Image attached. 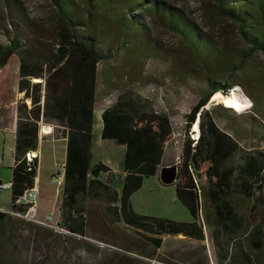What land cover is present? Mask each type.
Instances as JSON below:
<instances>
[{
    "label": "trees",
    "instance_id": "obj_1",
    "mask_svg": "<svg viewBox=\"0 0 264 264\" xmlns=\"http://www.w3.org/2000/svg\"><path fill=\"white\" fill-rule=\"evenodd\" d=\"M48 1L59 23L53 54L42 57L30 52L22 42V20L11 22L7 43H0V129L15 125L9 207L18 211L27 209L20 198L27 188L34 186L37 160L27 162L25 154H34L37 150L41 125L55 122L64 127L66 137L59 208L60 223L69 232L84 236L87 202L98 200L105 203L110 225L122 222L141 233L156 249L160 248L163 236L182 235L202 241V229L195 219L203 198L212 210L214 240L221 245L217 263L264 264V212L246 220L231 200L238 194L253 202L250 212L256 207L264 211V151H242L231 135L218 128L211 111L204 108L215 92L232 90L239 85L220 86L207 75L208 91L185 115L186 136L174 185L177 199L193 221L141 215L131 206V195L140 189L144 177L156 174L165 146L172 137L168 117L152 110L146 102L119 95L101 113V139L113 140L124 147L119 191L110 186L113 181L110 169L101 162H91L97 65L112 59L110 49L119 43L118 40L109 45L115 36L107 35L110 31H106V26L123 30V37L131 39L135 33H144L146 18L157 20L180 37L197 62H202L203 57L195 40L210 43L214 51L219 49L215 42L198 30L180 9L163 0H82V6L74 0ZM0 2L9 12L10 1ZM208 5L218 17L232 23L238 38L247 46L246 52L228 53L234 60L229 72H236L244 62L251 65L254 52L264 54V0H208ZM99 13L103 15L99 17ZM78 28L87 31L79 35ZM139 39L135 38L136 42ZM153 45L138 44L139 61L144 56H152L148 48L157 52ZM208 52L205 48L204 56ZM135 55L124 56H132L131 62ZM217 106L223 111H232ZM196 119H199L198 135L191 138L190 129ZM238 152L240 164L229 166L228 161ZM104 173L106 182L100 177ZM0 226V244H5L16 230L15 220L0 213ZM33 227L42 233L45 231Z\"/></svg>",
    "mask_w": 264,
    "mask_h": 264
},
{
    "label": "rangeland",
    "instance_id": "obj_2",
    "mask_svg": "<svg viewBox=\"0 0 264 264\" xmlns=\"http://www.w3.org/2000/svg\"><path fill=\"white\" fill-rule=\"evenodd\" d=\"M9 1V12L0 2V43H7L6 36L12 29L11 22L22 20V42L28 46L30 52L42 57L53 54L58 40L59 23L50 2ZM74 1L78 6L83 5L82 0ZM163 1L180 9L219 49L214 51L210 43L206 45L202 39L195 40L197 50L203 59L205 57L202 62H197L180 37L157 20L148 21L146 18L144 21L147 27L144 33H135L131 39L123 37V30L106 26V31H110L107 35L115 36L113 39L111 37L109 45L117 43L118 40L119 43L110 49L112 59L97 65L91 162L102 161L106 166L110 164L114 167L115 174H112L113 181L110 186L119 191L123 177L121 163L124 147L113 140L101 139V113L113 105L119 95L146 102L152 110L168 117L172 137L165 146L157 174L143 178L140 189L130 197L131 206L141 215L191 222L194 219L177 199L174 183L163 185L158 180L160 170L163 167H177L180 162L186 136L185 115L208 91L207 75L211 82H218L220 86L239 85L232 89L236 94V106L231 108L232 111H223L216 104L209 103L216 92L209 98L206 104L208 106L204 107L211 111L218 128L231 135L242 151H264V54L254 52L250 58L251 65L244 62L236 72H229L234 60L228 53L247 50L232 23L218 17L208 5V0ZM98 15L100 17L103 13ZM86 31L78 28L76 33L80 35ZM135 38L140 39L136 42ZM138 44H154L157 52L148 48L149 55L153 57L144 56L139 61L141 53ZM205 48L209 50L206 56ZM137 51L139 53L135 55ZM128 53L135 55L131 62L132 56H124ZM12 68L16 74V66ZM232 90L229 88L227 91L217 92L226 95ZM42 128L43 126L41 132ZM196 137L197 135H191V138ZM10 144L8 139L3 146L0 142V182L10 181ZM53 144L60 147L54 150ZM61 146V143H50L49 140L40 141L39 144L41 155L35 186L43 210L47 208L49 211L56 190L59 193L57 175L63 177L64 173ZM240 162L241 153L238 152L228 161V165L237 167ZM100 177L106 182V174ZM9 199L10 190H0L1 207L9 208ZM231 200L235 210L246 220L264 212L260 207L250 212L253 202L238 194H234ZM104 206L105 203L98 200L87 202L84 236L79 237L60 235L41 227L45 230L42 233L33 227L34 224L13 218L16 230L7 243L0 244V264H218V256L222 253L221 245L214 240L212 210L203 198L200 200L195 222L202 229L204 239L197 241L182 235L163 236L158 249L147 243L141 233L129 229L122 222L110 225Z\"/></svg>",
    "mask_w": 264,
    "mask_h": 264
},
{
    "label": "crops",
    "instance_id": "obj_3",
    "mask_svg": "<svg viewBox=\"0 0 264 264\" xmlns=\"http://www.w3.org/2000/svg\"><path fill=\"white\" fill-rule=\"evenodd\" d=\"M43 125H46V126H49L51 127L52 129V132L51 134H43V132H41V127H40V130H39V134H38V146H37V150L34 151L35 154H36V160H37V169H38V166H39V159H40V148H39V144H40V141H50V143H61L62 146H61V149L62 150V155H63V162L62 164L64 165V162H65V155H66V137L64 135V127L55 123V122H47V123H44L42 124L41 126ZM6 139H8L9 141H11V144H10V149H11V166L13 164V150H14V141H15V125H12V126H9L7 128H3V129H0V142L2 143V146L4 144V142L6 141ZM54 145V150H57L60 145ZM2 149V152H3V147H1ZM2 157H3V154H1ZM1 159V157H0ZM101 163H103L105 166L106 164L104 162L101 161ZM62 165V166H63ZM109 166H107L109 169H112L110 170L111 174H115V169L113 166H111L110 164H108ZM10 166V168H11ZM11 170V169H10ZM157 174V172H156ZM159 177V176H158ZM11 178V176H10ZM37 179V175L35 177V180ZM35 180H34V188L35 190L37 191V188L35 186ZM158 180H160L158 178ZM2 201H0V204ZM6 202V201H5ZM9 204H10V199L8 200ZM55 203V204H54ZM59 204H60V195L59 193H57V190L55 192V196H54V200L52 201L51 203V207L49 209V211L47 210V208H45L43 210V204L41 203L39 197H38V191H37V202H36V212L37 214L39 215V217H42L46 214H49V213H52L54 214V218L56 220H60V208H59ZM1 207V205H0ZM3 208V207H1ZM190 222V221H189Z\"/></svg>",
    "mask_w": 264,
    "mask_h": 264
},
{
    "label": "built area",
    "instance_id": "obj_4",
    "mask_svg": "<svg viewBox=\"0 0 264 264\" xmlns=\"http://www.w3.org/2000/svg\"><path fill=\"white\" fill-rule=\"evenodd\" d=\"M36 157H37L36 154L35 153L33 154L32 152H27L25 154V160L27 162H31ZM62 183H63V177L57 175L56 185H58V187H61ZM10 187H11L10 182H0V190L10 189ZM20 200L27 205V209L25 211H18L15 209H11L10 207L9 208L0 207V213L8 215L12 218L25 220L29 223L46 228L60 235L79 237V235L69 232L67 229H65V227L60 223V220L59 221L56 220L52 213L39 217V215L36 212L37 191L35 190L34 187L27 188L24 191V194L20 198Z\"/></svg>",
    "mask_w": 264,
    "mask_h": 264
},
{
    "label": "bare ground",
    "instance_id": "obj_5",
    "mask_svg": "<svg viewBox=\"0 0 264 264\" xmlns=\"http://www.w3.org/2000/svg\"><path fill=\"white\" fill-rule=\"evenodd\" d=\"M235 99L236 94L235 90H232L231 92H228L226 95L222 94L221 92H216L212 97L209 103H214L216 105H222L223 107L227 108H235ZM208 106V105H206ZM192 134L198 135V119L196 122L192 125ZM42 131L44 134H51L52 129L49 126L44 125L42 128Z\"/></svg>",
    "mask_w": 264,
    "mask_h": 264
},
{
    "label": "water",
    "instance_id": "obj_6",
    "mask_svg": "<svg viewBox=\"0 0 264 264\" xmlns=\"http://www.w3.org/2000/svg\"><path fill=\"white\" fill-rule=\"evenodd\" d=\"M159 179L163 185L173 184L176 180V167L174 166L170 168H167V167L161 168Z\"/></svg>",
    "mask_w": 264,
    "mask_h": 264
}]
</instances>
